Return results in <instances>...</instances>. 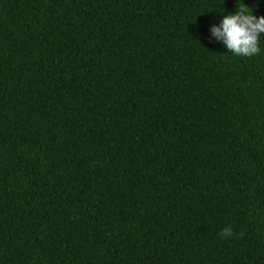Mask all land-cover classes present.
<instances>
[{
  "label": "trees",
  "instance_id": "1",
  "mask_svg": "<svg viewBox=\"0 0 264 264\" xmlns=\"http://www.w3.org/2000/svg\"><path fill=\"white\" fill-rule=\"evenodd\" d=\"M236 10L0 0V264H264V42L210 32Z\"/></svg>",
  "mask_w": 264,
  "mask_h": 264
},
{
  "label": "clouds",
  "instance_id": "2",
  "mask_svg": "<svg viewBox=\"0 0 264 264\" xmlns=\"http://www.w3.org/2000/svg\"><path fill=\"white\" fill-rule=\"evenodd\" d=\"M225 11V10H224ZM218 24L210 28L211 36L221 42L228 52L238 57H252L262 51L264 42V16H256L253 8L237 0V10L223 15ZM220 235H232L231 228H224Z\"/></svg>",
  "mask_w": 264,
  "mask_h": 264
}]
</instances>
